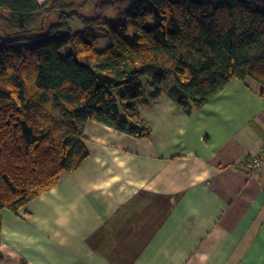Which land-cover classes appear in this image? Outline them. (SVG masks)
<instances>
[{"label":"trees","instance_id":"trees-1","mask_svg":"<svg viewBox=\"0 0 264 264\" xmlns=\"http://www.w3.org/2000/svg\"><path fill=\"white\" fill-rule=\"evenodd\" d=\"M87 1L0 0V231L3 209L16 212L86 158L89 120L148 138L138 106L162 93L187 113L233 79L264 98V0H101L84 14ZM95 26L110 33L102 49Z\"/></svg>","mask_w":264,"mask_h":264},{"label":"crops","instance_id":"crops-1","mask_svg":"<svg viewBox=\"0 0 264 264\" xmlns=\"http://www.w3.org/2000/svg\"><path fill=\"white\" fill-rule=\"evenodd\" d=\"M141 107L150 137L89 120L78 167L2 210L0 264H264L258 84L233 79L190 113L166 93Z\"/></svg>","mask_w":264,"mask_h":264},{"label":"rangeland","instance_id":"rangeland-1","mask_svg":"<svg viewBox=\"0 0 264 264\" xmlns=\"http://www.w3.org/2000/svg\"><path fill=\"white\" fill-rule=\"evenodd\" d=\"M80 1V0H77ZM101 0H88L85 4V6L80 8V11L84 14H96L98 13L97 11H95L94 6L100 2ZM51 20L55 19V15L52 16L50 18ZM107 20L109 21L110 24L112 25H116L117 23L120 22H126L125 18L122 17H118L112 13H108L107 14ZM128 25V32L131 34V32L133 31V27ZM70 27L72 30H78L82 27V25L80 24L79 20L77 18H74L71 22H70ZM94 31H95V36L97 38L98 41V48L102 49L105 46H107L110 43L111 37H110V33L109 31L103 27V26H95L94 27ZM68 50L64 49L63 53H67ZM148 78L147 77H143L141 79V81L144 83V88H145V93L147 94L148 91V86H146V82H147ZM174 84V80L171 76H167L165 81H164V87H171ZM147 100H142L141 103L139 104V110H142L141 105L144 104V102H146Z\"/></svg>","mask_w":264,"mask_h":264},{"label":"built area","instance_id":"built-area-1","mask_svg":"<svg viewBox=\"0 0 264 264\" xmlns=\"http://www.w3.org/2000/svg\"><path fill=\"white\" fill-rule=\"evenodd\" d=\"M247 165L252 170H258L264 167V139L262 140L260 153L248 157Z\"/></svg>","mask_w":264,"mask_h":264}]
</instances>
